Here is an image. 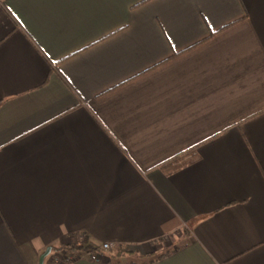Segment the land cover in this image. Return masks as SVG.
Masks as SVG:
<instances>
[{"label":"crops","instance_id":"1","mask_svg":"<svg viewBox=\"0 0 264 264\" xmlns=\"http://www.w3.org/2000/svg\"><path fill=\"white\" fill-rule=\"evenodd\" d=\"M81 235L264 264V0H0V264Z\"/></svg>","mask_w":264,"mask_h":264},{"label":"built area","instance_id":"2","mask_svg":"<svg viewBox=\"0 0 264 264\" xmlns=\"http://www.w3.org/2000/svg\"><path fill=\"white\" fill-rule=\"evenodd\" d=\"M167 238V237H166ZM79 243L80 246L83 245L86 241V237L85 235H81L79 237ZM112 247V243L110 242H104L102 243L97 250L95 249H90L89 251L85 252L84 254H77V255H68L66 253V251L64 249L62 250H57L54 253L51 251V253L47 256L49 259V263L50 264H59V263H67V262H71L73 260H75L76 258H78L81 255H92V256H96L95 259L98 260L100 259V256L102 255V252H105L109 249H111Z\"/></svg>","mask_w":264,"mask_h":264},{"label":"trees","instance_id":"3","mask_svg":"<svg viewBox=\"0 0 264 264\" xmlns=\"http://www.w3.org/2000/svg\"><path fill=\"white\" fill-rule=\"evenodd\" d=\"M188 158L189 157L184 158L183 161H181V162H185ZM97 248L98 247H91V246L87 245L86 241H85V243L83 245H81V246L80 245H72V246L67 247V248H64V247L63 248H59V250L64 249L68 255H77V254H84L85 252L89 251L90 249L97 250ZM169 252H170L169 250H166V251H164L161 254V256L166 255ZM103 254H104V252H102V255ZM119 254H122V253H119ZM119 254L113 255V257H117V256H119ZM46 258H48V257H46Z\"/></svg>","mask_w":264,"mask_h":264},{"label":"water","instance_id":"4","mask_svg":"<svg viewBox=\"0 0 264 264\" xmlns=\"http://www.w3.org/2000/svg\"><path fill=\"white\" fill-rule=\"evenodd\" d=\"M52 250V247L48 246L45 251L41 253L38 264H44L46 257L51 253Z\"/></svg>","mask_w":264,"mask_h":264},{"label":"rangeland","instance_id":"5","mask_svg":"<svg viewBox=\"0 0 264 264\" xmlns=\"http://www.w3.org/2000/svg\"><path fill=\"white\" fill-rule=\"evenodd\" d=\"M55 251H57V249L56 248H54L53 250H52V252L54 253Z\"/></svg>","mask_w":264,"mask_h":264}]
</instances>
